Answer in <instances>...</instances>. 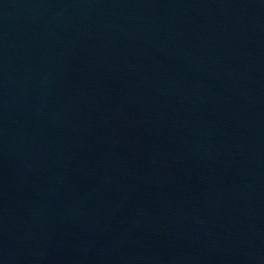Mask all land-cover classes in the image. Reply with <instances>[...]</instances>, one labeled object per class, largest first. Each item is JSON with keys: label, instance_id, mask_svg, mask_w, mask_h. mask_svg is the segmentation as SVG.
I'll list each match as a JSON object with an SVG mask.
<instances>
[{"label": "water", "instance_id": "1", "mask_svg": "<svg viewBox=\"0 0 264 264\" xmlns=\"http://www.w3.org/2000/svg\"><path fill=\"white\" fill-rule=\"evenodd\" d=\"M0 264H264V0H0Z\"/></svg>", "mask_w": 264, "mask_h": 264}]
</instances>
